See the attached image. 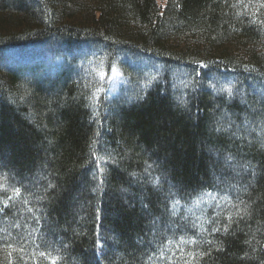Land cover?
<instances>
[{"label": "trees", "instance_id": "16d2710c", "mask_svg": "<svg viewBox=\"0 0 264 264\" xmlns=\"http://www.w3.org/2000/svg\"><path fill=\"white\" fill-rule=\"evenodd\" d=\"M0 264H264V0H0Z\"/></svg>", "mask_w": 264, "mask_h": 264}, {"label": "rangeland", "instance_id": "374dc122", "mask_svg": "<svg viewBox=\"0 0 264 264\" xmlns=\"http://www.w3.org/2000/svg\"><path fill=\"white\" fill-rule=\"evenodd\" d=\"M41 60H42L43 62H45V64H46L47 66H48L49 62L51 61V59H46L45 57L41 58ZM25 64H26V62H25ZM126 100H127V99H126ZM127 101H128V100H127ZM194 206H196V207L198 208L197 203H195ZM174 207H175V205L173 204V206L171 207L172 211L174 210Z\"/></svg>", "mask_w": 264, "mask_h": 264}, {"label": "snow or ice", "instance_id": "6c2138e0", "mask_svg": "<svg viewBox=\"0 0 264 264\" xmlns=\"http://www.w3.org/2000/svg\"><path fill=\"white\" fill-rule=\"evenodd\" d=\"M217 131H219V129H217Z\"/></svg>", "mask_w": 264, "mask_h": 264}]
</instances>
